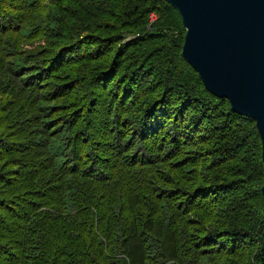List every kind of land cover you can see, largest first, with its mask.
Returning a JSON list of instances; mask_svg holds the SVG:
<instances>
[{"label": "trees", "instance_id": "16d2710c", "mask_svg": "<svg viewBox=\"0 0 264 264\" xmlns=\"http://www.w3.org/2000/svg\"><path fill=\"white\" fill-rule=\"evenodd\" d=\"M184 32L166 0H0V264H264L255 122Z\"/></svg>", "mask_w": 264, "mask_h": 264}, {"label": "water", "instance_id": "95a60500", "mask_svg": "<svg viewBox=\"0 0 264 264\" xmlns=\"http://www.w3.org/2000/svg\"><path fill=\"white\" fill-rule=\"evenodd\" d=\"M166 1L185 29L182 57L206 90L254 120L264 162V0Z\"/></svg>", "mask_w": 264, "mask_h": 264}]
</instances>
